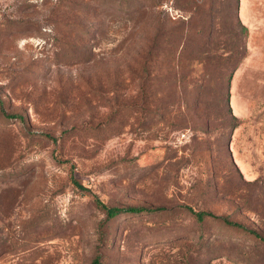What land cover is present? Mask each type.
<instances>
[{
    "label": "rangeland",
    "instance_id": "374dc122",
    "mask_svg": "<svg viewBox=\"0 0 264 264\" xmlns=\"http://www.w3.org/2000/svg\"><path fill=\"white\" fill-rule=\"evenodd\" d=\"M96 258L264 264V0H0V264Z\"/></svg>",
    "mask_w": 264,
    "mask_h": 264
},
{
    "label": "trees",
    "instance_id": "16d2710c",
    "mask_svg": "<svg viewBox=\"0 0 264 264\" xmlns=\"http://www.w3.org/2000/svg\"><path fill=\"white\" fill-rule=\"evenodd\" d=\"M102 207L105 208L106 210V213L108 215V218L109 219H112V218H115L119 215H122V214H137V213H141L143 212L145 209L143 208H139V207H126V208H119V207H107V206H104L102 205ZM189 211L191 213H193V215L199 220V221H203L205 220L206 217H217L216 215H214L213 213H210V212H206V211H196L194 210L193 208H189ZM223 221L227 224H229L230 226L234 227V228H237V229H243V225L239 224V223H236V222H233V221H230L227 217H224L222 218ZM248 233L254 235L256 238H260L258 233L254 230H247ZM93 264H100V261L98 258H96L93 262Z\"/></svg>",
    "mask_w": 264,
    "mask_h": 264
}]
</instances>
